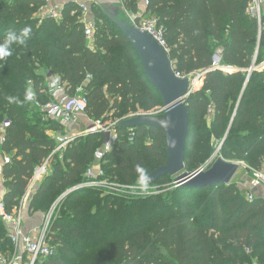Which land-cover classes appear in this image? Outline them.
<instances>
[{
	"label": "trees",
	"instance_id": "obj_1",
	"mask_svg": "<svg viewBox=\"0 0 264 264\" xmlns=\"http://www.w3.org/2000/svg\"><path fill=\"white\" fill-rule=\"evenodd\" d=\"M118 3L123 9L112 12L89 5L96 25L89 44L82 9L73 0L58 17L38 16L47 0H0V43L9 30L32 29L25 44H14L12 55L0 61V124L9 121L0 144L10 156L1 167L7 212L19 205L34 168L52 154L53 135L68 132L58 120H44L25 99L33 92L49 100L43 91L50 76L65 82L71 95L83 88L91 122L162 109L133 46L113 22L129 21L125 10L136 13L140 7L162 27L174 72L182 77L205 72L185 99L184 171L207 169L218 157L239 162L249 174L264 170V69L247 79L253 60L255 65L264 60V17L259 25L247 15L248 0ZM218 48L220 63L231 69H211ZM115 130L102 167L110 180L134 187H125L128 194L88 187L66 193L84 181L104 137L99 131L53 153L48 173L27 201L29 213L45 214L60 198L49 233L54 253L39 264H264L263 198L247 199V191L232 181L196 188L177 185L169 175L153 183L149 194L141 193L137 165L150 173L166 163L165 133L147 126ZM8 232L0 220V253L13 249Z\"/></svg>",
	"mask_w": 264,
	"mask_h": 264
},
{
	"label": "built area",
	"instance_id": "obj_2",
	"mask_svg": "<svg viewBox=\"0 0 264 264\" xmlns=\"http://www.w3.org/2000/svg\"><path fill=\"white\" fill-rule=\"evenodd\" d=\"M79 4L83 11L86 10V6L79 0H73ZM144 5L148 4V0H142ZM126 16L129 22L142 31H146L151 34L162 46L165 47L162 39V27L157 24V20L153 16H147L144 14V10L136 13L125 10ZM246 13L250 17L256 19L260 25L264 17V0H248ZM53 15V14H52ZM84 22V36L89 44L93 42V25L91 21ZM166 48V47H165ZM222 49L218 48L212 58L211 69H231L229 66H224L220 63ZM264 69V60L262 64L255 65L253 60L251 67L248 69V76L251 71H259ZM205 72L198 73L204 75ZM177 77L179 73L175 72ZM201 76L199 78H201ZM89 78V76H88ZM45 95L49 97V100H40L33 92V98L29 100L42 114L44 120L56 119L64 126L77 123L81 115H85L87 99L83 93V88L79 86L76 89V93L71 95L68 93L65 82H61L57 76H50L47 79L46 87L43 91ZM154 111V110H153ZM162 112V110H160ZM152 113V112H151ZM154 114V113H153ZM157 114V112H155ZM130 116V115H128ZM119 120L109 122L110 127H104L100 122H93L89 127L84 129L83 133L75 134H54L56 146L52 152L61 153L64 151L75 139L79 136H84L90 132L99 131L103 133V140L101 145L97 147L93 152V161L89 164L83 174L84 181L74 188H94L101 191L103 194L108 193H123L128 194L125 191V187L133 188L134 186H124L116 183L105 176L102 162L107 152H109L116 141L115 125ZM9 121L5 120L0 124V144L5 140V128L8 126ZM51 154V155H52ZM46 158L41 164L36 166L33 170L32 177L29 185L20 200L19 205L11 212H7L5 203L3 200V192L0 189V220L7 225L9 232L8 235L13 244V249L8 253H0V264H39L40 259L50 256L54 253V247L50 244L49 233L51 224L54 218L55 208L60 200L57 199L55 203L49 208V210L43 215L41 224L33 231L21 235L22 222L18 213V209L22 206L23 201H26V195L33 192L38 185V182L44 175L48 173L50 167V157ZM10 162V156L0 151V165ZM202 169H206L205 167ZM261 187L264 189V170H251L250 179L245 190L247 191V199H252L253 189ZM139 189V186H136ZM156 186L149 185L147 192L140 191L141 193L149 194ZM21 241V243H19ZM21 244V248L19 247ZM251 264H260L256 260H253Z\"/></svg>",
	"mask_w": 264,
	"mask_h": 264
},
{
	"label": "water",
	"instance_id": "obj_3",
	"mask_svg": "<svg viewBox=\"0 0 264 264\" xmlns=\"http://www.w3.org/2000/svg\"><path fill=\"white\" fill-rule=\"evenodd\" d=\"M113 22L133 46L148 81L162 99L160 116L153 113L134 114L120 119L115 125L130 129L147 126L164 131L166 163L149 173L152 177L150 184L165 175L174 177L177 185L196 188L230 183L241 167L239 162H229L218 157L207 169L184 171V149L189 123L185 99L197 90L194 82L201 74L177 77L167 49L151 34L126 20L113 18ZM201 78L203 81L204 75ZM75 189L78 188H72L66 193Z\"/></svg>",
	"mask_w": 264,
	"mask_h": 264
},
{
	"label": "crops",
	"instance_id": "obj_4",
	"mask_svg": "<svg viewBox=\"0 0 264 264\" xmlns=\"http://www.w3.org/2000/svg\"><path fill=\"white\" fill-rule=\"evenodd\" d=\"M68 1H70V0H47V4L42 8V11L40 10L38 12L40 14H38V13L37 14H38V16L43 15V14H41L43 12V9L50 8V7H59V9L61 11L64 4ZM118 1H120V0H79V2H81L83 5L86 6V10L85 11L82 10L83 19L85 21H91L92 22V16H91L90 11H89V5L90 4L95 3V4L99 5L100 7L106 9L102 4H100V2L104 3V4H113V5L119 6ZM54 4H55V6H52ZM142 8L143 7H140V8H138V10L142 11L143 10ZM107 11H108V8H107ZM85 118L88 120V118L85 115H81L77 123H73V124H69V125L65 126L66 130L68 131L67 133H70V134L83 133L84 132L83 125L86 124ZM1 167L2 166L0 165V189L3 192L4 187H3V183H2ZM245 168H246L245 166L240 167L232 179V182L237 183V185H239L243 189H245V185L248 184L249 179H250V174L248 171H246ZM252 191H253L254 197H261L264 199V189L263 188L258 187L256 189H253ZM31 193L32 192H30L26 195V201L25 202L23 201L22 206L18 209V213H19V216H20V219L22 222L21 235L27 234V233L33 231L34 229H36L41 224L42 219H43V215H44V213H41V212H34V213L28 212L27 201H28V198L30 197ZM34 215H38L37 221L32 219V217ZM19 243H21V241ZM19 247L21 248V244H19Z\"/></svg>",
	"mask_w": 264,
	"mask_h": 264
},
{
	"label": "clouds",
	"instance_id": "obj_5",
	"mask_svg": "<svg viewBox=\"0 0 264 264\" xmlns=\"http://www.w3.org/2000/svg\"><path fill=\"white\" fill-rule=\"evenodd\" d=\"M32 29L28 26L23 27L22 29L17 31L9 30L2 43H0V61H6L8 57L12 55V46L14 44L23 45L30 38ZM33 98V94L31 92L26 93L25 99L31 100ZM10 102H14V98L8 97ZM137 171L139 172V180L138 185L140 191L147 192L149 190V185L152 177L149 173L137 165Z\"/></svg>",
	"mask_w": 264,
	"mask_h": 264
},
{
	"label": "rangeland",
	"instance_id": "obj_6",
	"mask_svg": "<svg viewBox=\"0 0 264 264\" xmlns=\"http://www.w3.org/2000/svg\"><path fill=\"white\" fill-rule=\"evenodd\" d=\"M99 3V2H98ZM100 4H102L106 9L105 10H107V8H108V11L109 12H112V11H117L119 8L121 9H123V7H121V6H116V5H113V4H104V3H101L100 2ZM60 5V4H59ZM52 6H55V4L54 5H52ZM41 11H42V9H41ZM60 9H59V7H50V8H45V9H43V12L41 13V14H43V15H41V16H44V15H48V14H53V16H56V17H58V16H60ZM38 14H40V13H38ZM92 25H93V31H95V23H94V20L92 21ZM262 62L263 61H261V62H259V64H262ZM258 64V65H259ZM160 108H158V109H155L154 111L153 110H150V111H141V110H138V111H136V112H134V113H132V114H128V115H134V114H143V113H154L155 114V112H157V114H159L160 113ZM84 119V118H83ZM109 122H111V121H107V122H105V123H103V125L102 126H104V127H110L109 125ZM85 123L86 124H84L83 125V130L86 128V127H89L93 122H91V121H89V120H87L86 118H85ZM219 150V145L217 146V148L215 147V153L217 152ZM55 203V202H54ZM53 203V204H54ZM37 216L38 215H34L33 217H32V219L33 220H35V221H37Z\"/></svg>",
	"mask_w": 264,
	"mask_h": 264
}]
</instances>
